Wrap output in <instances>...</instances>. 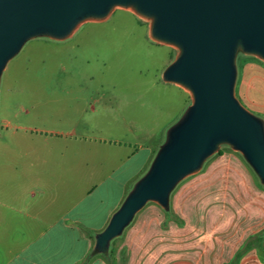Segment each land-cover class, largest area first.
<instances>
[{
    "label": "crops",
    "instance_id": "1",
    "mask_svg": "<svg viewBox=\"0 0 264 264\" xmlns=\"http://www.w3.org/2000/svg\"><path fill=\"white\" fill-rule=\"evenodd\" d=\"M235 93L264 117V64L242 60ZM81 149L93 158L60 164L58 183L33 170L0 179V264L85 262L94 235L152 158L143 145L104 138ZM117 239L111 258L88 264H264V188L239 154L223 148L176 187L167 211L146 205Z\"/></svg>",
    "mask_w": 264,
    "mask_h": 264
},
{
    "label": "water",
    "instance_id": "2",
    "mask_svg": "<svg viewBox=\"0 0 264 264\" xmlns=\"http://www.w3.org/2000/svg\"><path fill=\"white\" fill-rule=\"evenodd\" d=\"M116 10L148 23V39L176 51L164 84L189 97L146 172L131 186L92 251L108 256L148 204L169 209L176 187L223 148L239 154L264 188V120L236 97L238 58L264 64V0H0V83L7 64L34 39L64 42Z\"/></svg>",
    "mask_w": 264,
    "mask_h": 264
},
{
    "label": "rangeland",
    "instance_id": "3",
    "mask_svg": "<svg viewBox=\"0 0 264 264\" xmlns=\"http://www.w3.org/2000/svg\"><path fill=\"white\" fill-rule=\"evenodd\" d=\"M147 30V22L116 10L64 42L39 38L24 45L0 83V179L34 175L58 183L60 164L90 160L85 148L102 138L143 145L152 161L189 97L161 81L176 51L151 42Z\"/></svg>",
    "mask_w": 264,
    "mask_h": 264
},
{
    "label": "trees",
    "instance_id": "4",
    "mask_svg": "<svg viewBox=\"0 0 264 264\" xmlns=\"http://www.w3.org/2000/svg\"><path fill=\"white\" fill-rule=\"evenodd\" d=\"M244 59H253V60L259 62L258 60L254 59V58H250V57L242 58V60H244ZM260 63H261V62H260ZM113 242H114V241H113ZM113 242H112V243H113ZM250 242H252V240H250ZM250 242L247 244V246L250 244ZM112 243H111V244H112ZM249 246H250V245H249ZM110 252H111V251L109 250V255H108V256H102V255H99V256H102V257H104V258H106V259H109V258H111V254H110ZM95 256H97V254L91 250V252H90L89 255H88V258H87V259L85 260V262H83L82 264H88L89 261H90L93 257H95Z\"/></svg>",
    "mask_w": 264,
    "mask_h": 264
}]
</instances>
